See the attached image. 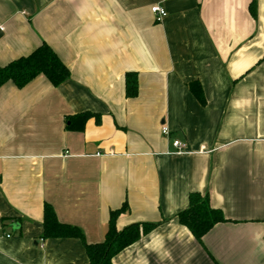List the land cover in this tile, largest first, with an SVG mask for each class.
I'll return each instance as SVG.
<instances>
[{
  "label": "crops",
  "instance_id": "crops-1",
  "mask_svg": "<svg viewBox=\"0 0 264 264\" xmlns=\"http://www.w3.org/2000/svg\"><path fill=\"white\" fill-rule=\"evenodd\" d=\"M0 28V67L44 43L70 73L0 88V264H86L41 239L43 205L96 244L124 203L117 230L155 228L113 264H264V0H0ZM194 193L225 219L201 244L177 220Z\"/></svg>",
  "mask_w": 264,
  "mask_h": 264
},
{
  "label": "trees",
  "instance_id": "trees-1",
  "mask_svg": "<svg viewBox=\"0 0 264 264\" xmlns=\"http://www.w3.org/2000/svg\"><path fill=\"white\" fill-rule=\"evenodd\" d=\"M38 76L45 77L55 88L66 82L70 77L69 70L52 49L44 43L29 55L0 67V88L11 82L16 88L21 89ZM188 87L196 100L204 104L199 84L190 83ZM136 94V77L133 74H127L125 76V96L133 98ZM90 117L91 114L87 112L69 117L66 119V129L81 132ZM127 211L126 203L119 210L111 211L103 241L88 244L78 228L60 223L52 207L44 204L41 239H77L81 242L85 251L86 264H113L112 260L117 254L136 243L141 236L155 228L153 224H133L120 231L117 230L115 225L117 218ZM177 220L199 244L215 225L225 222L222 213L210 207L208 197H202L196 193L189 195L188 208L177 215Z\"/></svg>",
  "mask_w": 264,
  "mask_h": 264
},
{
  "label": "built area",
  "instance_id": "built-area-1",
  "mask_svg": "<svg viewBox=\"0 0 264 264\" xmlns=\"http://www.w3.org/2000/svg\"><path fill=\"white\" fill-rule=\"evenodd\" d=\"M150 11H151L152 15L154 16L156 22H161L167 16L166 11L158 5L152 6ZM0 31H1V28H0ZM161 134L164 137H168L169 136V129L167 127L163 126L161 128ZM170 144H171V147L178 153L186 150V145L184 143L178 141V140H172L170 142ZM3 237L6 239H9V238H11V235L5 234V235H3Z\"/></svg>",
  "mask_w": 264,
  "mask_h": 264
}]
</instances>
